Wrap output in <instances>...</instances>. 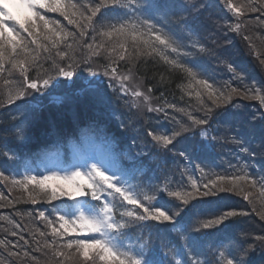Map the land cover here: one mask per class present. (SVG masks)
Masks as SVG:
<instances>
[{"label":"snow or ice","instance_id":"6c2138e0","mask_svg":"<svg viewBox=\"0 0 264 264\" xmlns=\"http://www.w3.org/2000/svg\"><path fill=\"white\" fill-rule=\"evenodd\" d=\"M226 3L235 20L249 13H258L254 20L264 24V0H243L239 5L233 3V0H226ZM171 7L167 0H94L92 3H77L75 0H0V81L5 89L0 92L4 97L0 101V107L7 108L15 105L16 101H24L32 92L47 90L56 77L72 79L81 63L95 76L97 70L93 67L94 59L106 58L103 75L119 83L120 87L114 91L133 98L129 111L132 108L138 110L142 103L146 112L162 113L166 120L171 121L170 129H145L146 135L155 145L166 152H172L177 143L188 139V134H191L193 138L199 135L203 139L199 145L192 144L177 153L179 158L186 161L198 149L215 150L216 144L221 141V147L231 142L241 152L254 156L255 151L244 147V141L237 135H212L209 131L212 128L211 113L214 108L230 103L234 96L256 100L264 109V90L255 81L244 85V90L241 91L233 87L231 82L217 86L208 78H203L202 73L197 70L200 65L192 66L195 62L190 58L194 53L184 50V37L170 27L172 24L182 23V19H171L168 12ZM104 12L116 14L106 17ZM46 13H58L68 25L74 26V30H65L60 20L51 19ZM229 27L239 32L241 23L237 22ZM191 46L197 52L207 51L199 41H193ZM152 57L163 61L171 71L183 74L187 81L184 90L189 97L195 95L198 99L200 111L204 113L202 118L187 108H177L175 104H168L166 101L161 105H153L151 87L146 93L140 90L139 84L129 86L133 81L136 64L141 58L146 61ZM120 62L127 66L124 73L118 71ZM43 63L51 65V72L55 76L48 70L41 72ZM261 63L264 64V61ZM228 68L235 80L244 79L231 64ZM30 71L35 72L34 77L30 78ZM160 79L163 83L164 77L161 76ZM197 88L199 90H195ZM60 99L55 97L54 101L59 103ZM205 99L210 101L211 107L205 103ZM167 109H174L178 115L170 116ZM10 118L15 120L17 117L11 115ZM252 118H256L255 114ZM260 119L264 121V113ZM140 122L143 123V120ZM121 126L123 127V123ZM194 129L199 131L194 132ZM17 132H20L19 128ZM84 132L86 135L87 130ZM4 155L14 159V154ZM144 156H149V163H156L157 168L161 167L159 162L151 160L149 153H125L128 168L119 163L118 157L107 160L110 168L105 166L104 160L90 157L82 164L70 165L61 171L49 170L47 174L39 176L26 174L22 180L12 181L14 185H22L25 189L30 184L34 185L40 193L48 196L49 202L61 197L74 202L69 211L63 214L57 211L55 223L45 212H39V218L46 221L51 230L52 239L43 244V248L51 250V260L57 261V264H66L68 261H77L78 264H166L162 257L168 253H160L151 247L150 235L146 239L141 233L135 243L131 238V233L137 227L143 228L149 222H155L175 230L179 241V247L173 246L170 249L173 255L167 260V264H202L200 259L189 256L191 249L188 244L191 237L187 234V229L181 226L179 219L189 202L197 197H215L217 193H231L239 189L243 199L253 205V193L243 185L257 189L259 198H264V176L258 179L252 176L247 165L236 169L237 173L242 174L215 175L214 179H208L203 184H198L196 179L187 175L188 169H183L181 177L187 176L191 191L170 190L171 180L168 177L164 178L162 186L152 189L154 193L166 194L179 201L175 211L171 208L166 210V206L154 203L158 199L157 195H150L140 184L132 183L137 174L144 170L145 165L141 160ZM199 171L202 176L209 175L204 168ZM0 177H4L2 171ZM57 179L66 183L49 185V181ZM226 181L231 183V188L222 186ZM33 203H36L35 198ZM252 211L256 212L254 206ZM238 215L247 213L228 210L200 222L199 228H213ZM256 215L264 221V210L256 212ZM15 227L19 228L20 225L16 224ZM37 233L40 237L46 235L44 231L37 229L33 236ZM13 235L16 233L13 232ZM3 244L5 242L0 240V245ZM37 246L40 247V241H37ZM257 248L264 252V235L243 234L239 247H235L231 241L217 246L215 264H252L248 257ZM10 255L19 257L20 253L12 252ZM29 255L28 251H24L25 257ZM175 256L184 259L177 260ZM32 259L35 260L36 257L33 256ZM203 264H213V260L206 258Z\"/></svg>","mask_w":264,"mask_h":264},{"label":"trees","instance_id":"16d2710c","mask_svg":"<svg viewBox=\"0 0 264 264\" xmlns=\"http://www.w3.org/2000/svg\"><path fill=\"white\" fill-rule=\"evenodd\" d=\"M86 0H75V2L77 3H85ZM94 0H90V2ZM47 15L57 19H63V17H61L58 13H46ZM64 21V19H63ZM67 22V21H65ZM249 28L251 30L252 33H257L259 32L260 34H262V27L261 29L254 23V22H250L249 24ZM64 29H65V25ZM67 26H72V25H67ZM234 40L237 43V46H239V51L241 52L240 55L243 58L242 63H239V66L241 68V70L246 71L247 73H256L255 74V78H257V80H255V83H258L260 80L263 81L260 84L262 85L263 89H264V64L261 63V61H264V32H263V36H260L256 39H254L255 41V45L256 47L259 49V54H255L253 51H251L250 48H248L246 46V44H244L243 40H241V38L239 37H235ZM249 46H251V44L248 43ZM252 47V46H251ZM253 48V47H252ZM188 51V50H187ZM189 52V51H188ZM43 59V58H42ZM191 60H193L195 63L192 64L193 67H197V65H200V67L197 68V70L199 72L202 73L203 77L208 78L207 74H206V66L204 64H200L198 62H196L195 57H191ZM226 60L230 61V57L228 56V54L226 53ZM125 64V63H123ZM234 64H238L236 62H234ZM136 72L143 78L146 80V82H148L150 84V86H153L155 88H159L161 90V93L166 94V96L168 98H175L177 96V90H178V83L181 80V75L182 73H180L179 71H171L169 69V67L167 65H165L163 63V61L159 60L158 58L152 57V58H147L146 61L144 58H141L140 62H138L135 66ZM237 71V70H235ZM239 76H243L244 79L242 81H238L235 80L232 76V73L230 71H226L225 72V76H223V80H226V82H231V84H234V87L240 89V90H244L243 86L244 85H250L251 83H246L244 82L246 79L245 74L242 71H237L236 72ZM161 76L164 77V81L163 83H161ZM183 76V74H182ZM229 78H231V80H229ZM215 84H217L215 82ZM91 99H95L94 97L88 96ZM15 114V112H14ZM13 115L12 111L8 108H0V152L3 153V155L6 153L7 150H11L12 146H14L15 144H17L19 141H21L24 138H29L33 132L34 135H37V132L39 130H43L48 127V123L47 121L52 122V118L47 116H40L39 120L36 125L33 127V124L30 123L28 124V126L24 127V123H22L21 120L23 119H15L12 120L10 118V116ZM260 116H257L255 119H253L252 117H249L245 114H241V115H237L234 116L235 121H237V123L241 124L244 123L247 128H251V127H258L260 122L262 121L260 119ZM53 123V122H52ZM20 129V132H17V129ZM238 131L237 126H235L233 129H230V134H235V132ZM259 134L252 132V134L250 135V141L252 142V145L254 144V142L259 141ZM251 145V147H252ZM264 145V144H262ZM246 146V145H245ZM256 147V146H255ZM255 147L253 149H255ZM262 147V146H261ZM264 149V148H262ZM245 154L246 153H237L236 154V158L239 159L240 162H244L243 164H246L252 168L255 169L254 165L252 164V161L250 160H246L245 162ZM232 161V160H231ZM178 163L181 164V160H178ZM234 163V162H231ZM242 164V165H243ZM263 170H264V162L261 164ZM188 172L187 175L192 176L194 179L197 180L198 184H203V183H207L208 179H214L215 175H207V176H202L199 169H197L196 166H191L188 167ZM256 170H259L258 168ZM260 171H262L260 169ZM250 173V172H249ZM236 173L228 168L226 170H218L216 175H224V176H231V175H235ZM251 174V173H250ZM252 175V174H251ZM260 173L258 171H255V177L258 179L259 178ZM263 176V175H262ZM222 186L224 188H231V183L230 182H223ZM143 187H146L145 185H143ZM185 187H190V182L187 180V176H184L183 178L180 176L178 178H176L175 181V189L176 190H182ZM243 187H245L246 190H250L253 193V200L254 203L252 205L255 207L256 212H259L261 210H264V202H263V198H259V193L257 191V189H253L250 188L249 185H243ZM148 188V187H146ZM191 188V187H190ZM201 191H203V188H201ZM223 195L226 196H235V197H243L242 194L240 193L239 189H237L234 192L231 193H222ZM179 202V201H178ZM196 205V208L198 209H202L205 205H203L202 200H200V198H196L193 199L189 202V205ZM250 206V204L246 201V203H244L241 206V210L242 211H246L248 209V207ZM206 207H208L206 205ZM253 212V211H252ZM255 212V214H256ZM189 214H186V216ZM1 216V214H0ZM236 217H231L230 219H234L237 218ZM256 221L253 223V226H249V225H244L243 222V227L241 229V231L239 233H237L235 236H233L230 240L233 243V245L235 247H239L240 243H241V239H242V235L243 234H248L250 236H256V235H262L264 234V221H262L260 219L259 216L255 217ZM6 219H0V222H4ZM149 224H153V227L148 226ZM160 225H157L156 223L153 222H149L148 224H146L142 229L134 232L137 237H139V235L143 232H147V233H152L154 232V236H156V230L159 229ZM166 230L168 229L167 225L163 226ZM252 229L256 230V233H252ZM11 237V236H10ZM9 239V238H8ZM9 241V240H8ZM5 242V244L8 243ZM251 242V241H249ZM229 243V242H228ZM218 241H210V245L212 248V255L215 254L217 246H218ZM8 250V249H7ZM204 251V250H203ZM252 262H258V264H264V252H262L259 248H257V250L253 253L249 254L248 257ZM22 259V258H21ZM21 261H19L18 264H21Z\"/></svg>","mask_w":264,"mask_h":264},{"label":"rangeland","instance_id":"374dc122","mask_svg":"<svg viewBox=\"0 0 264 264\" xmlns=\"http://www.w3.org/2000/svg\"><path fill=\"white\" fill-rule=\"evenodd\" d=\"M3 91H5V89L3 88V85H2V81H0V92H3ZM0 99L1 100H3L4 99V97H3V95H0ZM29 190H34V192H38V194H39V190H37V188L35 187L34 189H32V188H30V187H28L27 189H25L24 187L22 188V191L23 192H28ZM49 234V235H48ZM48 234H47V236L49 237V241L52 239V237H51V230H49L48 231ZM11 238H14V237H11ZM11 240V239H10ZM12 241V243H13V240H11ZM48 241V240H47ZM58 243H59V241H58ZM13 245V247H14V245L15 244H12ZM50 255H51V251H50V253H49ZM52 263L51 264H57V261H51ZM66 264H78V262L77 261H68V262H66Z\"/></svg>","mask_w":264,"mask_h":264},{"label":"bare ground","instance_id":"6f19581e","mask_svg":"<svg viewBox=\"0 0 264 264\" xmlns=\"http://www.w3.org/2000/svg\"><path fill=\"white\" fill-rule=\"evenodd\" d=\"M253 264H258V262H255V263H253Z\"/></svg>","mask_w":264,"mask_h":264}]
</instances>
